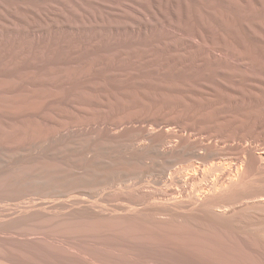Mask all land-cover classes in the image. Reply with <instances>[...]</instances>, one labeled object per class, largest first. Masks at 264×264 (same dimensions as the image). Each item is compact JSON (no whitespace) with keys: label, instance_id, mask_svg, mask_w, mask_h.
I'll return each instance as SVG.
<instances>
[{"label":"bare ground","instance_id":"1","mask_svg":"<svg viewBox=\"0 0 264 264\" xmlns=\"http://www.w3.org/2000/svg\"><path fill=\"white\" fill-rule=\"evenodd\" d=\"M220 1L239 81L194 140L141 80L154 64L123 51L158 23L134 21L137 0H0V264H264V0Z\"/></svg>","mask_w":264,"mask_h":264},{"label":"rangeland","instance_id":"2","mask_svg":"<svg viewBox=\"0 0 264 264\" xmlns=\"http://www.w3.org/2000/svg\"><path fill=\"white\" fill-rule=\"evenodd\" d=\"M130 6L128 13L134 21L143 23L144 16L150 19L154 15L158 23L153 29L140 28L136 34L127 30L126 40L120 42L123 51L130 56L146 57L154 64L141 80L170 97L163 100L160 115L191 126L194 140L204 138L203 132L214 130L212 124L224 108L222 81L232 74L231 85L238 86L242 38L238 13L228 11L220 0L206 2L203 9H199L194 0H159V3L137 0ZM134 21L125 20L138 27ZM126 129L131 134L144 129V125H127ZM221 132L226 133L228 129L223 128ZM167 133L184 134L174 126L167 129ZM223 147L225 152L234 155L237 143L227 142ZM258 149H264V145ZM141 185L158 191L170 186L166 180L153 177H144Z\"/></svg>","mask_w":264,"mask_h":264}]
</instances>
